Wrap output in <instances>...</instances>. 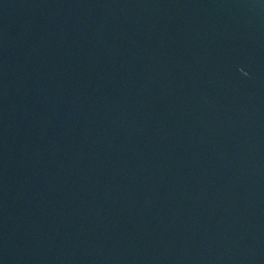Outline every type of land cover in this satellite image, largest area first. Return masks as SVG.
Wrapping results in <instances>:
<instances>
[{"label": "water", "instance_id": "95a60500", "mask_svg": "<svg viewBox=\"0 0 264 264\" xmlns=\"http://www.w3.org/2000/svg\"><path fill=\"white\" fill-rule=\"evenodd\" d=\"M0 264H264V0H0Z\"/></svg>", "mask_w": 264, "mask_h": 264}]
</instances>
